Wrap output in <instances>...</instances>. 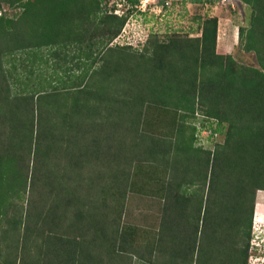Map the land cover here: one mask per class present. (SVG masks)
Listing matches in <instances>:
<instances>
[{
	"label": "trees",
	"instance_id": "trees-1",
	"mask_svg": "<svg viewBox=\"0 0 264 264\" xmlns=\"http://www.w3.org/2000/svg\"><path fill=\"white\" fill-rule=\"evenodd\" d=\"M109 1L0 0V264H106L101 253L119 251L260 264L264 0H239L257 65L217 50L216 15L196 36L150 32L141 51L113 43L141 0H122V14ZM205 127L224 136L212 149L198 141ZM130 192L161 208L141 251L139 226L123 222Z\"/></svg>",
	"mask_w": 264,
	"mask_h": 264
},
{
	"label": "rangeland",
	"instance_id": "rangeland-1",
	"mask_svg": "<svg viewBox=\"0 0 264 264\" xmlns=\"http://www.w3.org/2000/svg\"><path fill=\"white\" fill-rule=\"evenodd\" d=\"M155 1L156 4L154 3ZM157 1L149 0L147 8L144 11H135L130 23L131 30L135 31L133 42L140 47V51L144 48L147 33L151 32L153 36H157L161 40L174 34L196 36L200 34V17L216 15L220 21L217 50L221 53H231L241 63L258 64L255 53L253 51H245L243 42L240 41L239 37V26H247L249 21L250 8L246 4L239 0H215L213 3L207 4H197L189 0H174L167 6L160 5L156 7ZM123 5L124 2L122 0H110L107 4L114 12H116L115 10H119L121 13L126 9L123 8ZM5 10L11 11L7 5H5ZM125 38L128 39L127 37ZM198 115L196 124L200 126L199 120L202 118L200 114ZM208 134L209 129L207 127L202 128V131L198 133L199 144L204 148L212 149L215 147L216 141H223L224 136L222 133L214 135L213 138ZM255 203L256 208L253 216L255 248L252 249L251 253L256 256L253 260L260 257L262 259L260 264H264V246H262L261 239H258L259 236L263 237L264 234V190H257ZM160 211V203L156 197L152 198L151 196L141 195L136 192L128 194L124 207L123 222L139 226L140 231L138 232L139 234L137 233L136 242L133 244L135 249H139L140 251L143 249L141 245L147 238V236L143 235V228L150 227L153 229V232H160ZM166 242L170 244L169 241ZM100 250L103 249L100 248ZM116 250L118 251V249ZM119 252L118 254L112 253L109 256L107 255L108 252H102L101 254L105 258L106 264H144L142 260L136 259V256H131L132 252ZM166 255H168V252Z\"/></svg>",
	"mask_w": 264,
	"mask_h": 264
},
{
	"label": "built area",
	"instance_id": "built-area-1",
	"mask_svg": "<svg viewBox=\"0 0 264 264\" xmlns=\"http://www.w3.org/2000/svg\"><path fill=\"white\" fill-rule=\"evenodd\" d=\"M163 1L164 2L161 3V0H158L156 7H159L160 5L161 6H165V5L167 6L168 4H170L174 0H163ZM221 1H227V0H221ZM148 3H149V0H146V1L141 0V4L138 6V9L136 10V12L139 11V10L144 11L147 8ZM154 3L156 4V1ZM116 13L122 14L119 10H116ZM133 17H134V13H132L130 15V17L127 20L125 26L122 28V30L118 34V36L114 39L113 43H118V44H121V45L128 44V45H132L133 47H138L133 42L134 41V37H135V34H134L135 31L131 30V25H130ZM148 36H149V33H147V35L145 37V41L147 40ZM125 37H127L128 39H126ZM205 131H206V129H205ZM208 135H210V130H209V134Z\"/></svg>",
	"mask_w": 264,
	"mask_h": 264
},
{
	"label": "crops",
	"instance_id": "crops-1",
	"mask_svg": "<svg viewBox=\"0 0 264 264\" xmlns=\"http://www.w3.org/2000/svg\"><path fill=\"white\" fill-rule=\"evenodd\" d=\"M219 23H220V21H219ZM219 30H220V28H219ZM220 34V33H219Z\"/></svg>",
	"mask_w": 264,
	"mask_h": 264
}]
</instances>
